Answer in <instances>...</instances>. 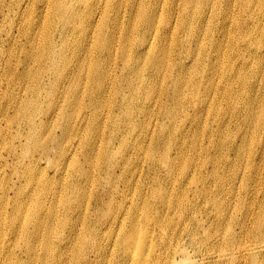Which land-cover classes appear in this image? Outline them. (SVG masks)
Wrapping results in <instances>:
<instances>
[{
	"label": "bare ground",
	"instance_id": "1",
	"mask_svg": "<svg viewBox=\"0 0 264 264\" xmlns=\"http://www.w3.org/2000/svg\"><path fill=\"white\" fill-rule=\"evenodd\" d=\"M10 1L16 6L0 2L5 33V38L0 37V81L8 84L14 61L24 71L34 63L40 69L21 95L15 92L8 101L5 97L13 90L0 84L6 111L0 112V125L5 121L22 126L15 135L20 147L14 155L28 161L15 159L18 163L12 172L18 169L19 182L30 190H19L11 178L0 198V210L30 195L32 221L27 227L31 224L33 229L25 235L28 252L7 248L2 264H264V204L252 212L241 207L239 199H226L244 191L264 195V0H222L226 6L220 10L214 8L217 0H149L160 8L168 1L158 45L152 8L146 11L141 3L131 7L132 20L120 29V37L124 44L138 31L143 51H130V57L122 46L118 81L105 76L100 71L101 56L92 55L96 51L117 54L110 48L109 37L118 28L116 15L126 12L125 1H119L109 16L107 32L94 25L102 39L93 34L81 38L83 45L69 40L76 21L86 15L79 14L78 7L67 9L70 2L36 0L45 12L51 10L49 19L46 15L37 19L18 12L30 0ZM101 3L91 4L92 18L98 15L106 22L102 13L113 5L107 2L99 13ZM145 11L149 15L137 25ZM81 27L85 29L82 23ZM213 28L221 39L213 37ZM13 31L22 46L18 56H11L14 49L5 50ZM182 33L188 41L180 40L173 48L164 45L169 34L180 39ZM96 43L99 46L94 48ZM166 57L172 61L166 63ZM72 62L78 63L74 69ZM84 64L89 68L85 76L96 85L88 88L87 103L78 97L79 82L70 80L68 93L48 104L47 99L56 97V84L66 86L62 70L71 69L73 74ZM42 72L49 73V80L44 81ZM158 77L164 81L157 86L153 80ZM110 86H115L116 103L104 99ZM46 87L51 97L41 96ZM34 96L39 98L31 102ZM46 101L60 118L54 131L45 129L47 124L42 127L40 116L48 109L43 112L41 107ZM106 130L111 131L105 135ZM190 132L200 133L201 143ZM3 134L0 127L1 151L12 147L1 139ZM31 150L36 154L30 157ZM255 154L260 165L254 163ZM50 160L55 167L52 175L36 179L29 168L35 163L36 170L46 174ZM128 171L131 174L126 177ZM68 172L69 178L55 181ZM237 181L251 184L236 188ZM93 184H99L98 188L92 190ZM194 200L202 201L204 207H196V202L192 207ZM50 204L56 207L46 213ZM15 219L14 212L8 229L18 230ZM4 220L1 210L0 224Z\"/></svg>",
	"mask_w": 264,
	"mask_h": 264
},
{
	"label": "rangeland",
	"instance_id": "2",
	"mask_svg": "<svg viewBox=\"0 0 264 264\" xmlns=\"http://www.w3.org/2000/svg\"><path fill=\"white\" fill-rule=\"evenodd\" d=\"M6 2L5 3H8L10 5H12L13 7L16 6V4H14L13 2H11L10 0H5ZM119 1H125L124 3H122L123 5V9L126 11L123 15H121L120 13L117 14L116 16H118L119 19H116V23H118V28L113 31V36L112 37H109V42H110V48H113L114 52H117L116 55H112V56H109L108 54H104L105 52H98L96 51L92 56H96V55H100L101 56V65H100V71L105 75V76H110L113 78L111 80H119L120 79V70L121 68L123 67V65H121V62L118 61L119 58V54H120V49H122V46H124L125 48H127L129 51H127V53L129 52V55L130 57L132 56V53L131 52H134V50H140L139 52L141 53L143 50H141L142 48L139 46V42H140V38L141 36L138 34V31H135L134 33L130 34V36L128 37L127 40H124V44L122 43V40H121V37H120V29H123L126 24L128 22H131L132 18L131 16H129V10L132 8H135L138 4L141 3V7L146 9L147 11V8L149 10H153V15L155 18L154 20V23L155 25H157V31H158V34H157V45L160 44V38L163 37L162 33H163V30L162 28L165 26V22H164V19L168 13L167 9H168V1H165V2H162L163 4V7L160 8L158 6H156L155 4H153L152 1H149V0H102V3H101V10H99V13L102 11V9L104 8V5L107 3V2H110L111 6L113 5V7L111 9L107 8L105 9V13H102L104 14V16L107 18V21L105 22V20H101L99 19V16L96 15L95 16V19L93 20L92 18V9H93V6L91 4H93L95 2V0H73V1H70V0H63L64 4H66L67 2H70V4H67V9H73L74 7H78L79 9V14L81 13H85L82 18H81V22L80 20L76 21L75 23V33H69V40L73 41V42H78L80 43L81 45H83V43L81 42V38L84 39L85 37H88V38H91V36L94 34H96V39L98 41H100L102 39V36L100 34V32H96V29L94 27L95 24H99V27H102L103 28V31H108L109 27H111V22L108 21V18L109 16L112 15L113 11L116 9V5L118 4ZM1 2V0H0ZM178 2V0H177ZM222 2V0H217L216 2V7L214 6V8H218V10H220L222 7H225L226 5ZM213 5V4H212ZM212 5L209 6V8L212 7ZM42 5L41 4H37L36 0H30V2L26 5H22L21 9L18 11L19 13H24L23 15H28V14H32L35 16V18L37 19H40L41 15H46L47 19H49L51 17V10L49 9L47 12H45V10L41 7ZM95 10H96V5L94 6ZM217 10V11H218ZM146 11L144 12V16H143V12L140 13V21L138 22L137 25H142L143 24V21L145 20V15H149L146 13ZM167 11V12H166ZM15 13V12H14ZM238 13H234L233 16H237ZM113 16V15H112ZM9 20L12 19V15L9 17ZM15 20V19H14ZM91 20H93L92 24L90 25L91 23ZM129 20V21H128ZM57 21V24H59V21L60 20H55V22ZM174 16L172 15V13L170 12V22H171V27H173V24H174ZM219 21H222L219 20ZM81 23L85 26V29H83L81 27ZM163 23V24H162ZM214 24V23H213ZM229 28V26H228ZM234 27H231L229 29H233ZM171 29L169 28L167 32H170ZM213 37L215 39H221L222 36H218L216 34H214L216 32V29L214 30L213 28ZM232 33V30L230 31ZM17 35V32L16 31H13L9 34V38L8 40L10 41V45L5 48V50H10V49H14L12 50L10 53H11V56H18L22 46H21V43L19 41V38L16 36ZM13 36H16L14 38V40L12 41L11 38ZM148 36V35H147ZM0 37L3 39L5 38V33H4V30L0 24ZM48 38V37H47ZM47 38H45L47 40ZM189 37L186 33H182L181 34V38H173L171 39L170 38V34L169 36L167 37V40L164 42V45L166 47H176L179 45V41L180 40H183V41H188ZM53 40V38H52ZM58 41L60 42L59 40V37H58ZM98 43V42H97ZM96 43V44H97ZM94 45L93 47L96 48V46L98 47L99 44L97 45ZM261 44V43H260ZM89 45H92V43H89L87 44V46ZM140 47V48H139ZM188 47V46H186ZM83 48V47H82ZM190 48V47H188ZM29 49V48H27ZM90 50H92V47L90 48ZM178 52H182V50L179 49ZM143 57H145V53L142 54ZM172 61V58H168L166 57V63H169ZM15 62L14 61L10 67H9V73L7 74V76L9 77L8 78V84L6 82V80H3V82L1 83L0 81V84H2V88H6L8 91L10 90H13L11 92L8 93L7 97H5V99L8 101L10 100L12 97L15 96V92H18V95H21L19 94V92H22L25 87H26V84L31 80V78L39 72V69H40V66L38 64H32L30 66V69L29 68H26L25 71L24 69L21 67V65H18L15 67ZM73 66L71 67V69H74L75 68V65L74 64H78L77 62H72ZM18 67H20L18 69ZM2 66L0 65V71L2 70ZM71 69H68L67 71H64L62 70V80L64 79L65 81V85L64 86L62 83H57L56 84V87H55V95L56 97L54 98V100H48V104H50L51 102H55V101H59L60 98H62L65 94L68 93V90H69V83H70V80H73L74 83H76L77 81L79 82V86H78V89H81L82 90V93H79L78 94V97L81 101H85L87 103L88 101V88H91V87H95L96 85L91 83L90 84V81L88 80V78L85 76V74H87V71L89 70V68L84 64L80 70L78 69L76 72H74L72 74L71 72ZM110 71L111 74L110 75H107V71ZM24 72V74H23ZM23 74V75H22ZM41 75L43 76L44 78V81L49 80V73L47 72H42ZM0 76H2V74L0 73ZM130 76V75H129ZM164 80L162 79V77H158V78H155L153 80V83H155L157 86L163 82ZM112 87V89L108 88L107 91L105 92V95H104V99L106 100V102L109 103V101L112 99L114 101V103H116L117 101V92L115 93V86H110ZM64 88H67L66 89V92H62L64 90ZM48 91V87H46L44 93L45 94H42L41 96L43 95H48L51 97L50 94H46V92ZM53 95V94H52ZM17 96H16V99H17ZM60 97V98H59ZM39 96H34L32 98H30L31 102H36V100H38ZM41 98V97H40ZM160 99V97H157ZM18 100V99H17ZM47 101L42 104V107H41V110L43 112H47V109L49 108L48 104H47ZM162 101H164V99H162ZM0 104H2V101L0 100ZM40 109V108H39ZM0 112H6L5 111V108L2 104V106H0ZM13 111L12 109H10L9 111V114H12ZM51 115V117H50ZM55 117H54V116ZM41 120L43 121V125H46L47 128H49V130L51 131H54V129L52 128H55V122H57L60 118H58V112H55V110H49L48 109V113L47 114H44V115H41L40 116ZM8 119V118H7ZM1 130L4 131V134L3 136L1 137L2 140L4 141H8V142H11V145L12 147H7L5 148L3 151L0 150V170L2 172H0V198L3 196L4 194V189H5V185L9 184L11 182V178H12V182L16 183V187L19 188V190L21 189L22 191H25V192H29L30 190L27 189V186H23V183H21V181L19 182L18 178L19 176H21L19 173L16 174L17 170L15 172H12V169H13V166L18 163L15 161V159H17L18 161L20 160L21 158V161L20 163H28V161L26 160L25 156H21L20 155H14V150L18 149L20 147V145H18V141H17V138L15 137L16 135V132H19L21 129H22V126L17 128L16 125H9L7 123H5V121H1ZM209 123H211V120H209ZM108 131H111V130H106L105 132V135L108 134ZM190 135H193L195 137H198L199 140H200V143H201V134L200 133H193V132H190ZM102 146V144H101ZM100 146V147H101ZM115 146H117V144H115ZM119 146L118 145V150H119ZM47 147L50 149V148H53L50 144L47 145ZM99 147V148H100ZM202 147L203 149H205L207 147V143L206 141H202ZM99 148L95 151V153L97 154V152L99 151ZM9 149H10V152H9ZM25 150V149H24ZM31 154H30V157L31 155H34L36 154V152L32 151L31 150ZM207 152H208V149H207ZM9 153V154H8ZM251 153V152H250ZM128 155H129V152H128ZM210 156H213L212 153L209 154ZM92 158H95V154H92L91 155ZM251 158V156H250ZM249 158V159H250ZM79 159H81V156H79ZM134 160V159H132ZM229 160L227 162H225L224 164L226 166L229 165ZM50 163L51 164H48L45 168V173L43 172H40L38 170H36L34 164H32V167H30V172L31 174L35 175L36 179H39L41 177H50L52 175V172L53 170H55L53 164H52V160H50ZM232 163V162H231ZM254 163L256 165H260L261 163H259V160L258 158L256 157V154H255V157H254ZM70 168H71V165H72V160L68 163ZM6 165V166H5ZM5 166V167H4ZM141 166V164L139 165V167ZM141 168V167H140ZM144 171H146V165H144L143 167ZM57 170V169H56ZM16 174V175H15ZM119 174L118 172H115V175ZM130 171H128L126 177H129L130 176ZM19 175V176H18ZM45 175V176H44ZM98 175V172L95 171V176ZM69 172L64 176L62 177L61 179H53L52 177L50 178L55 180L56 182H59L63 179H67L69 178ZM229 176L231 178H233V174L231 172H229ZM166 176L163 175V178H165ZM96 178H99V177H96ZM145 182H148V180H146ZM246 181L244 183V185L247 187L249 186L251 183ZM247 183V184H246ZM139 182L137 183V185L139 186ZM201 184H203V182L201 181V183L199 184V186H201ZM12 185V184H11ZM212 185V184H211ZM211 185H208V186H211ZM215 183H213L212 186H214ZM244 185H241L239 183V181H237L236 183V188H239L240 187H243ZM99 186V184H93V188L92 190L94 189H97ZM122 187V186H121ZM234 187H232L233 189ZM91 190V191H92ZM99 192H102L101 190H99ZM105 192V190H104ZM248 193L247 191H244L240 194H237L235 197H226V199L228 201H233L235 199H239V202L242 203V206L241 207H247L249 208L252 212H254V208L253 207H259V205H263L264 204V195L261 196L260 194H257L255 195L256 191L253 193V196H250V194H246ZM102 196L106 197V193L105 194H102ZM196 200L192 201V207H194V204H195ZM55 205L54 204H50L48 205L46 208H45V212H49V208H53ZM56 207V206H55ZM196 207H204V204L202 203V201H198L196 202ZM5 212V222L4 223H1L0 224V229H2L3 231V234L0 233V238H2V241H0V264H2L3 262V257L6 256V251L7 248H9L10 251L14 252V253H17L18 251H25V252H28V247H27V244L25 242V235L27 233H29L30 231H33L32 229V226L31 224L27 227V225L29 224V222L32 221V214L30 212V210H32V207H31V201H30V195L27 196L25 199H16L14 204L12 205V203H10V206L9 207H6V208H3L1 209ZM0 210V211H1ZM15 212V215H16V224H17V227H18V230L14 231L12 228L8 229V225H9V222H8V218L9 216ZM209 212H212L213 213V210L209 207ZM12 227V225H11ZM27 227V228H26ZM19 228L23 231H19ZM56 236V234L54 235ZM25 246H26V250H25ZM15 259V258H14Z\"/></svg>",
	"mask_w": 264,
	"mask_h": 264
}]
</instances>
